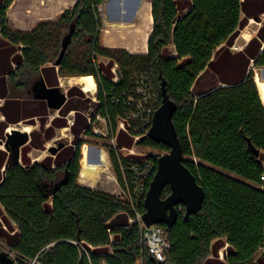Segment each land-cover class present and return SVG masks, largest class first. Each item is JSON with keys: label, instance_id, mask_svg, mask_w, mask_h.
<instances>
[{"label": "trees", "instance_id": "trees-1", "mask_svg": "<svg viewBox=\"0 0 264 264\" xmlns=\"http://www.w3.org/2000/svg\"><path fill=\"white\" fill-rule=\"evenodd\" d=\"M105 1L0 0V65L6 71L9 63L11 81L18 70L41 71L49 86L56 85L49 74L79 77L85 87L95 86L96 77L99 103L88 100V109L102 110L114 126L124 105L113 98L130 89L131 76H152L161 104L162 76L176 104L173 123L184 164L206 193L203 210L185 220L181 206L172 229L160 225L171 248L166 261L158 263L141 244L139 226L130 223L134 213L128 200L78 185L79 137L88 126L77 114L72 128L76 148L64 152L66 160L58 154L55 161L49 156L6 171L0 204L17 226L15 235L7 234L8 242L21 256L42 254L41 264H214L210 257L223 248L228 264H254L264 247V105L251 66L264 67V0H150L139 29L103 27L99 8ZM254 18L262 23L257 35L234 52L241 31ZM71 27V45L57 70L52 65ZM99 57L109 63L102 65ZM13 64L18 65L14 71ZM114 66L121 75L117 82L112 81ZM76 94L83 95L78 88L69 92ZM74 105L70 101L63 116ZM0 125L5 129L8 124ZM65 126V119L53 120L46 140L54 128ZM31 136L33 147L45 149L40 132ZM118 145L131 148L133 139L120 133ZM141 145L169 152L150 138ZM108 151L120 186L131 185V174L122 172L127 160ZM67 171L69 184L54 193ZM169 195L166 188L163 198ZM137 207L145 212L143 198ZM120 215L128 224L122 218L123 223L114 224Z\"/></svg>", "mask_w": 264, "mask_h": 264}, {"label": "water", "instance_id": "water-1", "mask_svg": "<svg viewBox=\"0 0 264 264\" xmlns=\"http://www.w3.org/2000/svg\"><path fill=\"white\" fill-rule=\"evenodd\" d=\"M258 22L257 18L253 19ZM103 27L106 24L103 23ZM74 29L71 27L70 33L65 36L62 42V50L56 62L53 64L59 67L64 59L66 52L71 45V39ZM118 77L117 81L121 80V75L116 70ZM264 76V74H263ZM161 77V95L162 104L155 112L153 124L149 133V137L155 143L163 144L169 148V152L160 156L157 159V171L149 185V189L144 200L143 222L147 227L152 225H166L172 229L179 217V207L185 210L184 218L188 220L191 216L199 214L203 210V205L206 199V193L201 187L195 175L184 164L183 149L178 138V133L173 123V117L176 112V104L170 99L167 93V85L165 79ZM255 80V79H254ZM36 98L46 99L50 107L60 109L67 101L66 95L61 91V88H47L45 83L41 81L37 83ZM30 140V136L26 132L12 130L11 134L6 135V141H0V145H4L9 153L7 160V169H12L20 163L21 148ZM247 144L251 152L259 157L260 151L255 149L251 140L247 138ZM66 147V143L59 141L56 146H51L48 152L52 156H56L61 150ZM3 180L0 183V188L5 181L6 172L3 173ZM69 172L67 171L64 178L58 182L53 192L57 193L62 187L69 184ZM166 188L170 189V195L163 198V193ZM124 220V224H128L127 217L120 215L119 219L114 221V224H121L120 219ZM78 240H81L80 231ZM0 264H14L6 253L1 254Z\"/></svg>", "mask_w": 264, "mask_h": 264}, {"label": "built area", "instance_id": "built-area-1", "mask_svg": "<svg viewBox=\"0 0 264 264\" xmlns=\"http://www.w3.org/2000/svg\"><path fill=\"white\" fill-rule=\"evenodd\" d=\"M116 69L117 66L113 68L114 74ZM117 80L118 77L116 75L115 82ZM92 95V100L98 104V98L94 97L95 94ZM160 101V93L152 76L145 73L134 74L131 76L130 89L123 92L121 96L113 98L115 104L124 105L123 116L118 118L115 126L103 114L102 110H94L88 113L87 118L89 123L88 131H91V135L103 141L109 140V148L116 152L117 157L127 160L129 166H122V172L124 174L130 173L132 176L131 185L127 184L128 191L124 193L134 213V218L130 219V223L139 226L141 244L147 248L158 263H164L171 244L160 225L147 227L144 224L142 220L144 213L139 211L137 207L138 200L142 198L145 200L147 183L153 179L157 171V162L151 159L153 155L140 154L141 157L136 156V150L143 139L150 138L149 133L153 118L155 112L160 108ZM66 119L68 127H73L75 124L74 112L68 114ZM120 133H124L133 139L131 148L119 147L118 136ZM121 152H126V155L123 156ZM160 156H157V158ZM262 179L264 181V177ZM1 223L2 229L9 232L5 224L2 221ZM2 253H6L14 264H41V258L43 257L42 254H39L31 259L19 255L6 238L0 235V262Z\"/></svg>", "mask_w": 264, "mask_h": 264}, {"label": "crops", "instance_id": "crops-1", "mask_svg": "<svg viewBox=\"0 0 264 264\" xmlns=\"http://www.w3.org/2000/svg\"><path fill=\"white\" fill-rule=\"evenodd\" d=\"M137 12L138 11H136V13ZM134 19H135V17H133V21H134ZM251 20H253V19H251ZM135 29H139V28H135ZM256 35H257V32H256L255 36ZM21 49H22V47H20L19 51H21ZM242 50H240V51H242ZM17 67H18V65L13 64V71ZM57 70H58V67H57ZM27 71H31V70L30 69L28 70L27 68L23 69V70H18L17 73H15L14 81H11L10 71H9V63H7V65H6V71H4L3 62L0 65V123H2V124L7 123L8 124L5 129L2 128V126L0 125V133L3 132V136H4V139H0V141L5 142L6 141V135L9 133L11 134L12 130H19L21 132H25V130H24L25 126L23 127V129H19L17 127V125L22 126V123L25 122V123H27L26 126L31 127V130L29 129L30 131L28 130L29 132H26L29 134L30 140L25 146H23L21 148L20 163L18 166H21L24 168L31 167L33 164L40 163L45 158H47L49 156L52 157L53 160L55 161L57 159L58 154L60 157V161H64V160H66L65 156H64L65 155L64 152L69 150V148H72V147L76 148V145H75L76 142L74 140H73L75 142L74 146H69L66 143V147L63 150H61L56 156H52L48 152L50 155L44 156L43 158H41V157H38L37 155H34L33 151L34 150L45 151V149H47V151H48V149L52 146V145L51 146L48 145V143H49V141H51L53 139V136L55 134V130H57V129H60V131L61 130L63 131L64 129L67 128L72 132L73 127H71V128L68 127L67 119H66L68 114H70L71 112H74L75 122H76L77 114H80L84 118V120L86 121L87 126H89L88 118H87V114L90 113V111L88 109L89 104L87 102L89 99H87V96L86 97L84 96V94L80 90V88L84 91L85 95H87L88 93H92V92H89L83 83L77 82V79L79 77H62L61 78L60 76L55 77L53 74H49V78L52 79V81L54 82L53 84H56L55 86H49L50 84L47 83L45 76H44L43 72H41V71H32L34 73H38L39 76H38V78H35L34 80H32L31 84H29L27 82V77H26ZM41 81H43L45 83L47 88H54V87L61 88V91L66 95L67 101L60 109L50 107L48 104V101L46 99H43L40 97H38V98L35 97V95L37 93L36 85H37V83H40ZM62 88H67V89L69 88V89L65 92ZM73 88H78L82 92L83 95L76 94L73 97L70 96L69 92ZM96 90H97V85L95 83V91L92 94H95L97 92ZM70 101H73L76 103V105H74L75 108L70 110L65 116H63V113L65 112V109L68 107ZM92 102H94V101L92 100ZM16 103H18V105ZM56 118L65 119L66 126L63 128H54L53 135H52L51 139L46 140V131L52 127V122ZM39 124H40V127L37 128ZM86 130H88V127ZM86 130H84L81 133V135L79 137V141H81V137L86 136L85 135ZM34 131L40 132L42 134V140L43 141L46 140V143L44 145L45 149H43V150L37 149V148L32 146V144H31L32 136L31 135H32V132H34ZM72 134H73V132H72ZM73 136H74V134H73ZM118 138H119V136H118ZM85 145L88 147L87 144H84V146ZM89 149L90 148L88 147V150ZM90 151L91 150H89V160H90V155H91ZM92 151L96 153L97 160L99 163H100V160L102 158V154L105 153L107 162L104 164V167H105L104 172L106 173V170L110 169V167H111V161H110L108 149H105L103 147H96V148L94 147V148H92ZM81 153L83 155V151ZM8 157H9V153L5 149L4 145H0V166H2V167H0V183L2 182V180L4 178L3 173L6 172L7 170H9V169H7V165H6ZM92 164H95V163H92ZM54 168H56L55 163L53 164V169ZM81 169H82V166H81ZM80 173H81V171H80ZM111 179L115 180V176H113V177L111 176ZM79 181H80V174H79L78 181H77L79 186L86 187V188L92 189L94 191H100V192L105 193L103 189L101 190V188L98 187L97 181H96V183H93V184H83ZM122 189H123L122 191H124V193H126V191H128L127 185L125 188H122ZM1 221L8 228L9 232L3 231ZM12 228H14V230ZM16 233H17L16 223L8 216L5 209L0 204V235H2V237L6 238V240H7L8 239L7 234L10 236H13ZM225 249L226 248L221 249L224 251V256H218V257L211 256L210 260L215 261L214 264H228L227 263V256H225ZM261 258L263 259V256H256L254 264H260L259 259H261ZM141 263L142 262L139 261L137 264H141ZM102 264H105V263H102Z\"/></svg>", "mask_w": 264, "mask_h": 264}, {"label": "rangeland", "instance_id": "rangeland-1", "mask_svg": "<svg viewBox=\"0 0 264 264\" xmlns=\"http://www.w3.org/2000/svg\"><path fill=\"white\" fill-rule=\"evenodd\" d=\"M148 1L149 0H147V2L145 4V10H146V6H147ZM142 3H143V0H106L105 3L99 8V14H100L101 21H102V23L106 24V28H132L130 26V24L133 21V17H135V15H136V11H138V9H139V7L141 6ZM261 18H262L261 20L264 21V15ZM117 23H119V24H117ZM121 23L124 24V25H122V27H119V25H121ZM125 23L126 24L128 23L127 24L128 26ZM261 25H262V23H259V22H256L254 20H251L249 22V24L246 26V28L243 31H241V34L239 35L238 39L236 40L235 45L232 47V50L234 52H238V51L244 49V47L246 46V44L249 41H245L242 38L243 32L244 31H251L254 34L253 37H255V34L259 30ZM114 26H116V27H114ZM67 32H68V27L65 28V30L63 31V34L67 33ZM98 61H99V63H101L104 66L109 63V59L103 58V57H99ZM50 65H52V64H50ZM251 69L254 71V75L256 73H259V74H261V76H263V74H264V67L255 68L252 65ZM26 74H27V76H26L27 77V82L29 84H31L32 80H34L35 78H38V76H39L38 73H34V72H32V70L31 71H27ZM66 77H69V76H66ZM115 77H116V73H115ZM115 77L112 79V81H114V82H115ZM93 78H94L95 83L97 85V90L96 91L98 92V81H97L96 77L93 76ZM206 81H208V78H207ZM62 89L66 92L69 88L68 89L67 88H62ZM80 90L83 92L85 97L87 96V99L92 101L93 95L91 93H88L87 95H85L84 91L81 88H80ZM87 90L89 92L94 93L95 86H90L89 89H87ZM97 92L95 93V96H94L96 98H97ZM26 125H27V123L23 122L22 126L17 125V127L19 129H23V127L25 126L24 128H27V129L31 130V127L30 126H26ZM39 127H40V124L38 125L37 128H39ZM72 136H73L72 132L69 129H67V128L64 129L63 131L62 130L60 131V129H57V130H55V134L53 136V139L51 141H49L48 145L56 146L57 142L59 140H61V141L65 142V143H67L69 146H74V144H75V142L73 141L74 140V136L73 137ZM81 142L83 143V145L81 147V152L83 151L84 144H87L88 147L90 148L89 150H91L90 151L91 152L90 161L92 163H95V164H100V163L97 160L96 153L92 151V148H94V147L95 148L96 147H103L105 149H109L108 147L110 145L109 144V140L103 141V140H100V139H98L96 137L89 136V135L81 137ZM136 153H137L136 156H138V157H141L140 154H146V156L147 155L160 156V155L166 154V152H164L162 150L149 148V147H145V146H142V145L138 146V148L136 150ZM33 154L37 155L38 157H41V158H43L44 156L50 155L48 153L47 149H45V151L34 150ZM121 154L123 156H125L126 152H121ZM142 158H144V157H142ZM80 164H81V162H80ZM111 176L112 177L115 176V172H114L112 161H111L110 169L106 170V173L104 172V173L99 174L98 179H97L98 187L101 188V190L103 189L104 192L107 193L109 196H116L118 199H121L122 201L126 200L124 191H122L123 189L121 188L120 184L118 183V180H117L116 176H115V180L111 179ZM262 254H264V251L261 250L260 253L258 254V256H262ZM219 256H224V251L223 250H221L219 252Z\"/></svg>", "mask_w": 264, "mask_h": 264}, {"label": "bare ground", "instance_id": "bare-ground-1", "mask_svg": "<svg viewBox=\"0 0 264 264\" xmlns=\"http://www.w3.org/2000/svg\"><path fill=\"white\" fill-rule=\"evenodd\" d=\"M146 2H147V0H143V3L141 4V6L138 9V12L136 13L134 21L131 22V24H130L131 27L140 28L142 18H143L144 12H145ZM117 24H119V23H117ZM122 25H124V24L121 23V25H119V26L122 27ZM114 27H116V26H114ZM253 36H254V34L251 31H244L242 34V38L245 41H250ZM254 79H255V83H256L258 93H259L260 98L262 100V103L264 105V76H261V74L256 73ZM86 88L89 89V87H86ZM28 130L29 129L25 128V132H29ZM80 162H81L82 169H81V173H80V181L79 182H81L83 184H93V183H96L99 174L101 172L103 173L105 171L104 164L107 162V160H106L105 153H103L102 158L100 160V164H92L89 160L88 147L85 145L83 148V157H82Z\"/></svg>", "mask_w": 264, "mask_h": 264}, {"label": "flooded vegetation", "instance_id": "flooded-vegetation-1", "mask_svg": "<svg viewBox=\"0 0 264 264\" xmlns=\"http://www.w3.org/2000/svg\"><path fill=\"white\" fill-rule=\"evenodd\" d=\"M261 250L264 251V247L261 248L260 251H261ZM260 251H259V253H260ZM262 256H263V259H264V254H262Z\"/></svg>", "mask_w": 264, "mask_h": 264}]
</instances>
